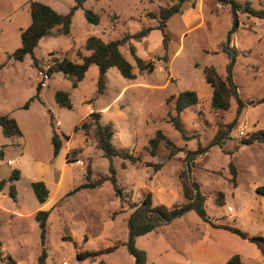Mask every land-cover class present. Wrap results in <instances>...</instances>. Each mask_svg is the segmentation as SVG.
<instances>
[{"label": "rangeland", "instance_id": "rangeland-1", "mask_svg": "<svg viewBox=\"0 0 264 264\" xmlns=\"http://www.w3.org/2000/svg\"><path fill=\"white\" fill-rule=\"evenodd\" d=\"M30 1L42 2L61 14L67 13L75 3L74 0H0V65L3 64L0 115L9 114L22 129L20 137H4L0 131L3 155L0 179H8L13 170L21 172L13 182L18 202L8 196L10 183L4 188L6 199H0L1 207L7 211H0V243L6 250L0 249L2 257L9 255L16 264H37L41 252L38 223L34 214L20 216L14 211H33L38 204L31 182L55 174L51 170L53 162L56 167L63 164L57 165L58 160H52L53 131L73 140L77 135L80 137L70 150V157L75 159L66 175L70 184L80 180L84 183L87 173L90 180L109 177L110 162L96 147L93 127L87 136L81 129L79 134L74 132L75 126L90 121L86 116L91 110L100 114L102 124L112 125V144L133 150L141 162L112 160L120 196L110 181H106L83 192L87 199L78 197L81 201L70 200L65 209L56 207L47 221L46 264H76L77 252L105 249L115 242L128 243L127 221L132 206L141 202L147 193L151 194L154 205L171 207L185 202L178 178L182 170L204 197L207 215L217 219V223L225 218L227 206L237 214L249 204L256 188L264 187V145L240 144V139L248 137L254 128L264 129V102L247 108L242 114L239 107L264 98V20L240 10L233 12L230 3L220 0H187L180 13L166 22L168 40L164 50L162 34L156 29L158 18L151 15H158L160 7L170 6L177 0H87L73 13L69 35L55 32L39 40L33 55L41 60L40 70L46 72L52 58L66 54L71 60H77L78 53L87 54L84 49L87 37L95 36L104 42L128 37L119 51L132 66L135 79H125L115 68H109L105 73V89L100 95L96 91L98 68L95 65L89 66L75 88L68 78L55 74L41 84L38 99L34 97L26 110L21 107L36 94L41 75L28 56L18 62L10 60L9 55L19 47L20 33L30 24ZM233 1L240 7L248 3L252 9H264V0ZM86 10L98 16V24L86 20ZM148 28V34L135 38L134 35ZM130 47L143 65L152 61V70L148 66L143 70L138 67ZM208 65L214 66L221 77L231 74L237 90V98L231 99L229 109L218 115L211 111V88L203 78L202 68ZM57 90L69 93L72 109L60 108L55 103ZM183 91H194L198 97L196 105L180 113L184 134L191 136L187 140L167 122V113L174 115L175 100L171 96ZM56 122L61 124L62 131ZM219 123L233 124L222 147L214 144ZM157 130L184 150L169 157V149L161 145L158 154L151 156L147 143ZM62 141L61 150L67 149L66 141ZM7 160H12L13 165L6 172ZM148 162L161 164L160 173L144 166ZM229 162L235 168L236 184L232 181ZM56 210L62 215L58 216ZM207 224L190 210L159 232L135 238L134 247L145 252L147 264H182L189 257L191 238L199 237ZM65 237H70L75 246L65 241ZM133 261L123 245L96 261L82 264H133ZM5 262L0 258V264ZM245 264L263 263L247 260Z\"/></svg>", "mask_w": 264, "mask_h": 264}, {"label": "trees", "instance_id": "trees-1", "mask_svg": "<svg viewBox=\"0 0 264 264\" xmlns=\"http://www.w3.org/2000/svg\"><path fill=\"white\" fill-rule=\"evenodd\" d=\"M86 1L87 0H74V5L65 14L56 12L49 5H46L42 2L30 1V24L21 31L20 45L9 55V58L21 62L25 57L28 56L32 61L33 67L40 70L39 65L41 60L37 59L33 55L39 40L43 37L54 35L55 32H58L60 35H69L73 13L77 9L82 8ZM186 1L187 0H177L170 6L160 7L158 15H151L153 18H158V25L156 29H158L162 34V44L164 50H166L168 40L167 33L165 31L166 22L172 15L180 13ZM220 1L230 3L232 5L233 12L240 10L248 16L264 20V9H252L248 3H245L244 6L240 7L233 0ZM84 16L89 23L98 24V16L92 11L86 10L84 12ZM236 26L237 23H235V27ZM149 32V28L144 29L134 36L135 38H140ZM125 38L121 40H111L104 42L95 36L87 37L84 44V49L87 54L78 53L77 60H71L66 54L61 58H52L51 65L45 74L48 78L55 74H61L68 78L72 83V87L75 88L77 84L82 81L89 66L95 65L98 68L96 91L97 94L101 95L105 89V73L109 68H115L125 79H135L132 66L119 51V47L125 42ZM130 50L137 62L138 67L141 70L147 66L149 67V70H152V61H150L148 65H143L142 60L134 55V48L130 47ZM232 63L233 56L231 60V64ZM202 73L204 81L211 88V111L217 115L226 112L230 107L231 99L235 97L237 98V90L232 80L231 74L221 77L212 65L204 66L202 68ZM40 89L41 83H39L36 87V94L33 96V98L22 105V109H27L30 101L33 100L34 97L38 99V93ZM171 98H174L175 100L174 115L168 112L167 122L170 123L171 126L181 134L184 140H187L191 138V136H186L184 134L180 121V113L186 108L196 105L198 103V97L194 91H183L178 93L176 96H171ZM54 101L60 108L70 110L73 107L70 95L65 91L57 90L54 93ZM262 102H264V98L257 101H250L249 103L254 106ZM50 117L52 120V116ZM88 118L90 121H84L78 124L75 126L74 131L81 129L83 134L87 136L90 129L93 127L92 131L96 140V147L99 151H101L102 156L108 159L110 162L109 177H100L96 180H90V177L87 173L85 176V182L75 187L72 192H76L81 189H93L101 186L106 181H110L115 192L120 196L121 191L116 184L115 170L112 165V160L114 158H120L122 160L129 161L131 164H135L140 163L141 159L139 156L134 154L133 150H129L127 148H117L112 144L111 140L114 133L113 127L111 124H102L100 122L99 113L92 111L90 114H88ZM232 125L233 124L223 123H219L217 125V131L214 136V144L222 147V144L228 138L227 132L229 131V128L232 127ZM0 131L4 137H20L22 135L16 120L8 115H0ZM63 139L67 140L68 136L64 134L57 135L56 132L53 131L51 136V144L53 148L52 155L54 157L57 156ZM255 143L264 145V129L255 130L248 137L240 139L241 145L249 146ZM161 145L169 149V157L184 150L182 147H177L160 130H157L155 131L154 136L148 140L147 148L149 154L153 157L156 156L159 149L161 148ZM70 154L71 152L66 158V162L68 163L75 161V159L70 157ZM144 166L151 167L154 171H158L162 167L161 164H153L149 162L144 163ZM229 168L233 176L232 181L234 184H236L234 181L236 172L232 162H229ZM19 176V171L13 170L8 179H0V193L4 190L5 186L10 183L8 195L12 200H15L16 191L13 182L17 181ZM178 178L180 181L182 195L185 200L183 204L171 207H167L163 204L154 205L151 194L147 193L141 202L132 206L133 210L127 221L129 230L128 243L115 242L105 249L77 252L75 254L76 264H82L85 261H96L101 256L111 253L123 245L126 246L128 253L132 256L134 264H146L145 252L134 247V239L149 232L155 231L161 226L167 225L173 219L190 210L194 211L203 222L208 223L210 226L226 230L253 244L264 258L263 236L249 235L247 232L233 226L212 224L204 208V197L200 194L197 186L190 181L187 172L182 170L179 173ZM30 186L37 202H45L48 197L46 185L42 181H32ZM255 191L257 194L264 196V187H258ZM219 205H222V203H219ZM49 214L50 211L39 210L34 215L40 229L41 252L37 258V264H46L47 253L45 251V243L47 234V220ZM65 238H67L64 239L65 241H71L75 246L74 241H72L70 237ZM1 254L2 252L0 251V258L6 260L5 264H16V262L9 255L2 257ZM224 264H242V262L240 256L238 254H234Z\"/></svg>", "mask_w": 264, "mask_h": 264}, {"label": "crops", "instance_id": "crops-1", "mask_svg": "<svg viewBox=\"0 0 264 264\" xmlns=\"http://www.w3.org/2000/svg\"><path fill=\"white\" fill-rule=\"evenodd\" d=\"M1 33V30H0ZM249 53V52H248ZM12 60V59H10ZM3 67V64L0 65V68ZM59 75V74H58ZM43 90V89H42ZM42 99V98H41ZM42 103V101H41ZM258 105V104H257ZM256 105H240L241 109V114L244 113L247 108L249 107H255ZM27 110V109H26ZM92 112V110H91ZM11 114V113H10ZM89 114V112H88ZM9 115V114H8ZM12 115V114H11ZM88 117V115L86 116ZM16 120V119H15ZM21 133L22 129L20 127L19 122L16 120ZM61 124L59 123V131H62V128H60ZM259 127L254 128V130H257ZM253 130V131H254ZM76 134H79L78 131H74ZM61 134H63L61 132ZM65 135V134H64ZM80 137L77 135L75 140L71 139V137L68 136V139L65 140V146L67 149L64 150H59L58 154L56 157L52 155V160H58L57 165L61 163L60 166L58 165L57 167L55 166V162L52 163L53 167H51V170L55 173L52 174L48 177L41 176L39 180L36 181H42L48 190V197L43 203L37 202V207L33 211H50L49 217L51 216V213L56 209V207H60L62 209H65L66 203L71 200L75 202L78 197L81 199H87L86 196L82 195L83 192H86L87 190L90 189H81L76 192H72L75 187L80 185L82 181H78V183H69L66 179L67 172L69 171V164L66 162L67 155H69L70 150L74 148V145H76L79 141ZM64 140V139H63ZM6 142V141H5ZM63 143V141H62ZM7 144V143H6ZM6 144H3L6 146ZM263 145V144H260ZM62 146V145H61ZM53 151V148H52ZM1 153V152H0ZM3 155H0V158H2ZM10 161V164H7V162ZM6 172L9 171L12 168L13 161L12 160H7L6 161ZM48 165V164H47ZM75 165V164H74ZM1 166V165H0ZM237 166V173H238V164ZM48 167V168H50ZM17 168H19L17 166ZM20 171V170H19ZM51 171V172H52ZM81 171H83L81 169ZM161 168L157 171V173H160ZM21 174V172H19ZM54 175V176H53ZM150 188V187H149ZM94 189V188H93ZM151 189V188H150ZM163 190V188L159 189ZM16 191V190H15ZM9 196V195H8ZM77 196V197H76ZM6 199V194L5 191L3 190L0 193V199ZM10 198V197H9ZM75 199V200H74ZM79 200V199H78ZM77 200V201H78ZM15 203L18 202L17 199V191H16V197L15 200H13ZM37 201V200H36ZM81 201V200H79ZM77 203V202H76ZM170 207V206H167ZM231 207V206H230ZM234 211V208H232ZM0 211L4 212L5 210L1 207L0 205ZM27 212V213H21V212H15V214L20 215V216H31L36 212ZM224 211V210H223ZM233 211L231 213H226L224 211L223 216L225 217L223 220H220L217 223V219L213 217H209L210 221L215 222L217 224H222V225H228V226H233L236 227L245 232H247L249 235H259L264 237V196L257 194L256 192L254 193V196L251 198V201L249 204L245 205L244 207L241 208V210L237 214H233ZM7 212V211H5ZM13 213L12 211H10ZM33 212V213H32ZM58 213V216H61L62 213L58 210H56ZM48 217V219H49ZM231 220L229 223L227 220ZM48 221V220H47ZM60 221V220H58ZM166 226V225H164ZM163 226L158 228L155 231L152 232H159ZM127 231L128 226H127ZM151 233V232H149ZM148 234V233H147ZM129 237V234H128ZM140 237V236H139ZM190 247H189V257H186L185 261L182 264H224L232 255L238 254L241 258L242 264H245V262L248 261H256L264 264V259L259 250L251 243H249L246 240H243L236 236L235 234H232L226 230L214 228L210 226L209 224L206 225V228H203V231L200 232V236L196 238L192 237L190 240ZM1 244V243H0ZM2 251H6L1 247ZM146 255V254H145ZM148 263V260L146 259V264ZM134 264V261H133Z\"/></svg>", "mask_w": 264, "mask_h": 264}, {"label": "built area", "instance_id": "built-area-1", "mask_svg": "<svg viewBox=\"0 0 264 264\" xmlns=\"http://www.w3.org/2000/svg\"><path fill=\"white\" fill-rule=\"evenodd\" d=\"M39 74L41 75V81L40 83L41 84H44L46 80H48L49 78L46 76L45 72L43 73L41 70H39ZM56 126H59V123L56 122L55 123ZM240 134H242V132H240ZM7 164H10V161L7 162ZM78 164H81V161H78ZM233 210H232V207L230 206H227L226 207V213H231Z\"/></svg>", "mask_w": 264, "mask_h": 264}, {"label": "water", "instance_id": "water-1", "mask_svg": "<svg viewBox=\"0 0 264 264\" xmlns=\"http://www.w3.org/2000/svg\"><path fill=\"white\" fill-rule=\"evenodd\" d=\"M228 43V42H227Z\"/></svg>", "mask_w": 264, "mask_h": 264}]
</instances>
